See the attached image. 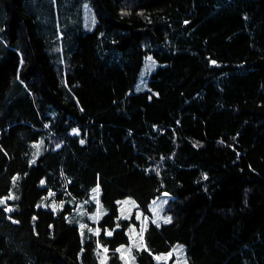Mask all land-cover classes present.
<instances>
[{"label": "trees", "instance_id": "obj_1", "mask_svg": "<svg viewBox=\"0 0 264 264\" xmlns=\"http://www.w3.org/2000/svg\"><path fill=\"white\" fill-rule=\"evenodd\" d=\"M12 188L0 264H102L101 248L173 264L160 254L179 242L190 264H264V0H0V197ZM94 190L106 213L86 240L72 203L41 205ZM165 191L171 220L125 258L140 222L119 201L150 212Z\"/></svg>", "mask_w": 264, "mask_h": 264}, {"label": "rangeland", "instance_id": "obj_2", "mask_svg": "<svg viewBox=\"0 0 264 264\" xmlns=\"http://www.w3.org/2000/svg\"><path fill=\"white\" fill-rule=\"evenodd\" d=\"M84 10L88 19V21L84 23L85 28L92 30L94 27V22L92 21L94 13L87 3L84 5ZM158 65L159 62L153 57L152 54H148L145 57L144 65L139 77V82L137 83L135 90L139 91L149 88L148 81L150 74L158 67ZM38 155L39 150L35 152L31 158V162H35ZM16 196L17 192L14 188H12L9 194L0 197V204H7L8 208H10L12 203H10L9 200H13L16 198ZM171 197L172 195L166 191L158 195L156 198H154L150 205V212L145 211L144 208L139 206L137 201L132 196H127L119 201L120 216L123 218L136 216L140 222V226H138V224L135 222H131L128 227L130 243L123 244L120 247V251H122L125 258H132V249L143 246L144 227L147 225L148 221H154L155 223L161 224L171 220V217L164 213V207ZM68 202L72 203L74 208L72 212L67 213V218L70 222L79 225L83 238L86 240L88 236L98 234L100 230V219L106 213V209L99 196V190H94L89 200L76 201L70 197H67L63 200H57L55 198H51V195H49L45 197L41 205L45 206L46 208H52L54 211L58 212L60 209L64 208ZM90 204H93L94 208H90ZM99 253L101 255L102 264H106V251L101 248ZM160 256L165 260H172L173 264H190L186 245L184 243L179 242L174 244L171 250L161 253Z\"/></svg>", "mask_w": 264, "mask_h": 264}]
</instances>
